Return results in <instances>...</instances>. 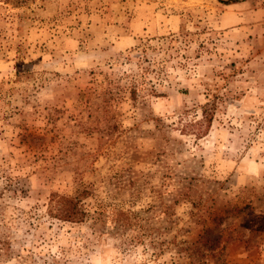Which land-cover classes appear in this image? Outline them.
Returning a JSON list of instances; mask_svg holds the SVG:
<instances>
[{
  "label": "rangeland",
  "instance_id": "rangeland-1",
  "mask_svg": "<svg viewBox=\"0 0 264 264\" xmlns=\"http://www.w3.org/2000/svg\"><path fill=\"white\" fill-rule=\"evenodd\" d=\"M225 2L0 0V264H264V0Z\"/></svg>",
  "mask_w": 264,
  "mask_h": 264
},
{
  "label": "trees",
  "instance_id": "trees-1",
  "mask_svg": "<svg viewBox=\"0 0 264 264\" xmlns=\"http://www.w3.org/2000/svg\"><path fill=\"white\" fill-rule=\"evenodd\" d=\"M237 0H226V4L234 3ZM86 189L78 191L75 196L52 194L48 213L63 221L79 222L86 216V210L82 205V196Z\"/></svg>",
  "mask_w": 264,
  "mask_h": 264
}]
</instances>
